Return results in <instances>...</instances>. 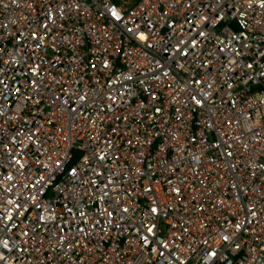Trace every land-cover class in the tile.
I'll return each instance as SVG.
<instances>
[{"label":"built area","instance_id":"obj_1","mask_svg":"<svg viewBox=\"0 0 264 264\" xmlns=\"http://www.w3.org/2000/svg\"><path fill=\"white\" fill-rule=\"evenodd\" d=\"M0 264H264V0H0Z\"/></svg>","mask_w":264,"mask_h":264}]
</instances>
